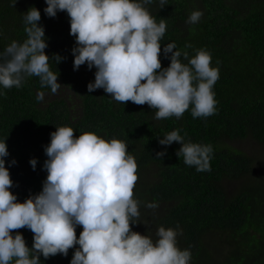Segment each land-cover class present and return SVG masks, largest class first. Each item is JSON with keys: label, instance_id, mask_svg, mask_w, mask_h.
Returning <instances> with one entry per match:
<instances>
[{"label": "trees", "instance_id": "1", "mask_svg": "<svg viewBox=\"0 0 264 264\" xmlns=\"http://www.w3.org/2000/svg\"><path fill=\"white\" fill-rule=\"evenodd\" d=\"M46 6L45 0H17L14 7L10 0H0V51L26 39L23 15L35 7L48 44L45 54L63 58L59 63L49 60L61 84L56 94L41 89L37 77L27 78L19 89L0 86V142L7 145L5 167L14 185L9 191L17 201L42 190L47 176L44 147L56 127H71L76 137L91 132L106 141L116 138L126 143L138 166L133 198L140 202V223L131 225L133 231L155 241L158 227L179 225L178 247L190 250V264H264V0H166L163 8L153 0L146 6L157 23H166L160 41L162 68L170 64L163 47L173 42L189 58L206 49L211 66L219 68L213 88L216 114L194 119L190 106L180 119L162 120L155 119L156 110L147 104H121L103 89L88 92L95 68L73 70L75 38L69 34V17L64 11L48 17ZM194 10L203 15L188 24ZM181 61L188 63L183 56ZM40 91L45 93L42 102L36 99ZM176 129L186 142L213 146L210 171L185 165L175 154L178 143H159ZM161 151L166 154L156 158ZM32 158L37 160L35 170L29 164ZM13 159L16 163L10 165ZM147 203L158 207L147 208ZM16 231L31 248L33 233ZM81 231L76 226L77 238ZM74 250L39 259L41 264H70Z\"/></svg>", "mask_w": 264, "mask_h": 264}, {"label": "clouds", "instance_id": "2", "mask_svg": "<svg viewBox=\"0 0 264 264\" xmlns=\"http://www.w3.org/2000/svg\"><path fill=\"white\" fill-rule=\"evenodd\" d=\"M16 2L10 0V6ZM152 2L45 0L44 13L51 18L58 11L67 13L69 34L75 38L73 70L82 65L95 68L88 92L103 89L121 104H147L156 110V120L180 119L190 106L194 119L216 114L213 88L220 78L219 68L211 66L206 49L196 50L189 58L187 52L175 50L174 42L163 47L170 64L162 68L160 41L166 23L163 19L157 23L150 14L146 6ZM165 5L166 0H159L160 8ZM202 15L194 10L186 22L196 24ZM40 20V11L29 8L23 15L26 39L12 41L0 51L3 89H19L27 78L37 77L41 89L48 88L52 94L59 91L58 74L49 60L59 63L63 58L45 54L48 44ZM44 96L43 91L38 92L37 101L42 102ZM173 142L180 145L175 154L183 157L185 165L197 172L211 170V144L186 142L179 129L159 139L161 145ZM44 153L47 159L42 167L47 176L42 190L21 203L9 191L14 186L5 167L9 153L5 140L0 142V264H41V255L45 259L67 256L73 248L70 264H190V250L178 247L179 225L175 229L158 227L155 241L132 230L131 225L140 223V202L133 198L138 166L125 142L106 141L91 132L76 137L71 127L61 126L50 133ZM165 154L157 152L156 158ZM15 163L13 159L10 165ZM29 164L35 170L36 158ZM145 207L156 209L158 205L147 203ZM76 226H82L78 238ZM24 228L33 233L31 248L16 231Z\"/></svg>", "mask_w": 264, "mask_h": 264}, {"label": "rangeland", "instance_id": "3", "mask_svg": "<svg viewBox=\"0 0 264 264\" xmlns=\"http://www.w3.org/2000/svg\"><path fill=\"white\" fill-rule=\"evenodd\" d=\"M236 145H238L239 147H243L241 144H239V143H235Z\"/></svg>", "mask_w": 264, "mask_h": 264}]
</instances>
